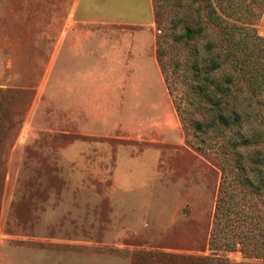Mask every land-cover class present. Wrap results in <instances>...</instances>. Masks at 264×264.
<instances>
[{"label":"rangeland","instance_id":"rangeland-1","mask_svg":"<svg viewBox=\"0 0 264 264\" xmlns=\"http://www.w3.org/2000/svg\"><path fill=\"white\" fill-rule=\"evenodd\" d=\"M125 1L0 0V264H263L210 243L222 189L232 209L264 217V187L240 184L264 157V127L205 129L191 65L252 50L264 0H130L127 15L144 6L146 26L133 47L107 17ZM259 131L262 142L240 144Z\"/></svg>","mask_w":264,"mask_h":264},{"label":"trees","instance_id":"trees-1","mask_svg":"<svg viewBox=\"0 0 264 264\" xmlns=\"http://www.w3.org/2000/svg\"><path fill=\"white\" fill-rule=\"evenodd\" d=\"M223 15V10H219ZM213 14V12H212ZM220 15L215 16L216 22H219ZM225 17H228L225 15ZM221 19V18H220ZM235 25H225V41L230 42L231 35L235 34ZM245 31H251L246 27ZM196 31L191 27H186L181 33V37L187 39L194 38ZM255 46L252 50L242 48L236 51L230 46L225 47L205 61H194L191 65V71L198 81V92L202 94L208 104L211 119L206 123L205 129H210L216 124L224 127L247 128L251 129L253 124L264 127V110L250 112L249 109L254 104L264 107V39L254 35ZM244 40L243 43L244 44ZM214 46L207 45V50L211 51ZM239 53L240 56H237ZM231 69L237 72L226 74L222 80L217 79L215 74L221 69ZM242 83V85H240ZM245 89V91L243 90ZM243 90V91H242ZM245 92V93H243ZM195 129L202 131L200 124L195 125ZM261 131L244 137L240 143L246 145L248 140L254 143L263 141ZM232 150L236 151L241 145L236 142L229 143ZM256 154L260 155L259 151ZM264 157L257 156L252 159L251 173L255 175L252 181L249 178L240 176V184L250 185L252 188L264 187V173L261 164ZM237 170L244 173L245 166H241L235 160ZM235 201L233 194H229L226 189L221 190L215 212V227L213 230L211 243L214 252H233L237 246L245 254H251L254 258L264 262V217L259 214H251L240 209H232L231 204ZM195 264H227L222 258H201ZM264 264V263H263Z\"/></svg>","mask_w":264,"mask_h":264},{"label":"crops","instance_id":"crops-1","mask_svg":"<svg viewBox=\"0 0 264 264\" xmlns=\"http://www.w3.org/2000/svg\"><path fill=\"white\" fill-rule=\"evenodd\" d=\"M124 3L127 4V9L123 10L124 12L123 11H121L119 13L115 12L111 16L109 15L107 17H108V19H111L113 21V24L116 27L115 31H119V33H121V34H123L122 30L129 31L128 32L129 34L131 32L130 36L132 37V40L131 41L129 40V46L130 47H133L136 44L138 46L139 45V41H142V38H143L141 33H143L144 30H142V29H144L146 27L144 22H140L139 21L140 18L144 19V17H145L144 16L145 15L144 14V6L142 8V11L140 12L139 4H138V6H137L138 9L136 10L137 12H135L136 13L135 16H137V17L130 18V16L127 15L128 14L127 13L128 12V5L130 3V0H126ZM148 10H149V13H150V17H151V19L153 21V23L151 22V24H152L151 28H152L154 26V12H153V8L151 6V3L149 5V9ZM131 19H133V20H131ZM140 36H141V38H140ZM137 49H139V48H137ZM91 75L92 74H91V71H90V72H85L84 74L82 73L81 76L79 77L81 79L82 84H83V90L85 89V85L89 84V81L91 80L90 79ZM92 78L96 82V75H92ZM93 89H94L93 91L95 92L96 90H95L94 87H93ZM83 92L87 96V93H88V95L91 94L92 89L89 88V89H86ZM86 96L82 97V99H81L82 103H83L84 99L88 100V99H86L87 98ZM85 104L87 105V102H85ZM83 106H84V104H83Z\"/></svg>","mask_w":264,"mask_h":264}]
</instances>
